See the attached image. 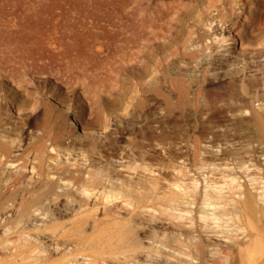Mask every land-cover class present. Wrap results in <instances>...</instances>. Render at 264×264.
<instances>
[{
  "label": "rangeland",
  "instance_id": "374dc122",
  "mask_svg": "<svg viewBox=\"0 0 264 264\" xmlns=\"http://www.w3.org/2000/svg\"><path fill=\"white\" fill-rule=\"evenodd\" d=\"M167 1L182 3L184 10L188 5V0ZM126 2L0 0L1 35H26L31 30L38 40L35 54H57V59L40 60V65L56 70L64 67L58 55L64 52L89 56L88 67L99 71L91 83L88 78L67 81L49 71L32 72L25 80L0 76V144L20 158L0 166V172L17 175L16 166L25 162L27 166L19 170L23 186L55 183L72 187L74 177L80 176L92 180L96 187L88 193L74 188L70 201L75 202L63 200L65 210L55 204L45 214L0 215V264H155L146 257L157 255L161 256L159 264L168 258L171 263L195 264L198 259L166 248L163 242L187 251L190 247L186 244L193 247L195 242L225 247L237 240L233 227L223 220H205L202 210H215L213 205L203 204L206 192L222 203L219 209L223 203L225 207L235 205L232 198H238L241 190L235 185L252 186L247 166L256 160L264 163L263 144L259 145L256 137L236 132V119L249 114L239 98L242 80L259 72L244 67L245 61L225 63L229 56L241 57L244 51L249 61L255 55L240 39L245 13L237 9L231 14L235 25L225 34H221L222 24L217 19L199 29L203 39L193 35L191 48L210 46L201 55L202 65L210 69L202 82L204 91L223 96L225 100L218 104L225 101L232 105L212 119L205 113L201 116L203 125L208 130L213 127L219 135L213 140L208 131L198 141L199 119L192 95L186 103L171 107L153 97V110L144 100L136 109L135 79H128L123 71L117 82L113 56L117 11ZM241 2L248 12L256 0ZM210 5L205 2L196 13ZM212 10V14L218 12ZM191 21L183 15L188 29L195 26ZM52 40L57 47L51 45ZM179 47L173 43V49L167 51L169 60ZM259 64L264 67L263 59ZM155 66L153 63V69ZM238 68L243 70L236 72ZM172 69L186 77L198 72L192 60ZM220 75H224L222 80L217 78ZM199 85L195 82L192 87ZM165 92L177 102L174 90L166 86ZM250 101L261 109L262 101L255 102L253 94ZM75 113H81L86 131L74 119ZM245 160L250 161L245 164ZM18 193L27 194L23 189ZM169 250L173 255L167 254Z\"/></svg>",
  "mask_w": 264,
  "mask_h": 264
},
{
  "label": "bare ground",
  "instance_id": "6f19581e",
  "mask_svg": "<svg viewBox=\"0 0 264 264\" xmlns=\"http://www.w3.org/2000/svg\"><path fill=\"white\" fill-rule=\"evenodd\" d=\"M207 1L211 4L209 8L206 10L202 9L197 14L196 8L203 7ZM119 4H121V0H119ZM220 5L221 7H219L218 0H188V5L186 10H184L182 3H171L167 0H127L125 6H119L117 11L118 19L113 47L116 80L118 82L123 71H126L128 79H135V87L134 85L133 87L136 95L133 106L136 109L140 108L144 100L148 101L145 106L153 110L156 103L153 101V97L159 99L166 107H171L175 104L186 103L185 101L192 95V99H195L194 109L199 119L197 140L199 141L208 131L213 134V140H215V137L219 135V131H215L213 127L208 130L203 125L201 116L205 113L208 114L209 119H212L217 116L216 112H223L232 105L225 101L218 104L225 98H222L223 96L221 97V95H211L212 92L204 91L202 87V82L210 69L202 65L201 55L210 46L202 45L198 48H191L190 46L194 44L193 35L195 33H197L196 38L203 39L204 34L199 29L205 23H212L218 19L222 24L221 34L229 32L230 28L235 25V22L231 21L230 16L235 10L239 9L240 13H245L246 18L243 26L244 30L240 33L242 45L252 47L253 50L249 53L255 55L251 59L252 61H249L247 54H245L246 51H244V55L241 57L229 56L226 58L225 63L239 65L245 61L244 67H249L250 70L259 73H253L248 81L242 80V89L239 92L241 97L239 98L243 107L249 109V114L242 113L240 116L237 115L239 117L236 119V123L239 128L236 129V132L243 133L249 137H256L259 145L263 144L261 152L264 154V67L259 66V60L263 59L264 62V0H256L255 7L252 4L251 7L253 6L254 8L248 12H245L241 0H222ZM212 8H216L218 12L212 14ZM225 9L227 10L225 11ZM183 15L192 19L190 23L196 27L193 26L188 29V26H184ZM224 25L225 28L223 29ZM218 26L219 24L215 26L216 30ZM185 34L188 35L187 39L183 38ZM33 35L34 32L31 30H27L26 35L12 32L5 37L0 34V76L4 75L14 79L25 80L26 76L32 72L49 71L67 81L88 78L89 83L98 76V69L89 68L88 60H86L89 56L83 54L74 55L59 52L58 55L65 62V66L57 70L52 66H48V64L40 65V60L45 61L47 58L55 60L57 59V54H35L34 49L38 45V40H36L37 37L34 39ZM173 43L180 44V47L179 51L175 52V56L173 54V57L169 60L170 54L168 55L167 51L173 49ZM51 45L57 47L56 41L52 40ZM97 49H102V46L99 45ZM189 60L196 63L197 71L201 74L197 72L193 77H186V74L182 71H173L172 66H175V68L177 65L182 66ZM252 62H257V64L253 65ZM153 63L157 66V68L155 66L156 69H153ZM253 66L255 67L253 68ZM222 70L225 71L224 67H222ZM242 70L238 68L236 72ZM217 78L222 80L224 75H220ZM195 82L200 84L197 89L192 87ZM166 86L178 94L177 102H174L172 97L165 92ZM138 91L141 92L138 93ZM252 94L255 96V102L262 101L261 109L252 105L250 101ZM14 99L16 100V97ZM74 119L79 121L83 130L86 131L87 126L81 113H75ZM226 132L227 129L224 130L223 134H226ZM253 151H257V148L253 147ZM19 159L13 156L7 146L0 144V166L5 165L9 161L15 163ZM250 160H245L244 163L246 164ZM26 166L25 162L18 164L16 166L18 174L14 176L11 175V172L10 175L8 173L6 176L0 172V215L2 217L7 216L9 213L23 215L28 213L45 214L49 213L51 207L55 204H60L59 210H65L66 204L63 203V200L64 202H72V204L75 202V199L70 201V197L75 193L74 188L81 190L83 193H88L91 189L96 188L93 186L92 183L94 182L92 180L80 176L74 177L72 187L56 185L55 183H40L32 187L23 186L19 170ZM252 166L254 169L249 171ZM247 170L252 186H248V183L246 186H244V183L235 185L241 188L238 191L239 197L232 198V200L236 201L235 205L225 207V203H223L224 207L219 209L217 206L222 203L215 201L214 196L209 192H206L203 200V204L215 207L212 213L203 208V218L205 220L207 218L223 220L227 225L233 227L237 237L233 244L217 247L213 244L214 242L206 244L195 242L193 247L191 246L192 243L186 244L190 247L187 251L183 250L181 246L175 247L168 242H163V246L189 255L193 259H198L195 264H264V163L261 160H256L252 165L247 166ZM61 187L62 190H59ZM21 189L26 190L27 194L23 193L20 195L18 192ZM241 234H244V237L239 238ZM164 247L163 249H166ZM166 252L170 256L173 255L171 250ZM160 259V255L153 256L152 259L146 257L148 262H154L155 264H159ZM180 260L183 261L179 257ZM187 262L192 264L190 261ZM165 264L178 263H171L168 258Z\"/></svg>",
  "mask_w": 264,
  "mask_h": 264
}]
</instances>
